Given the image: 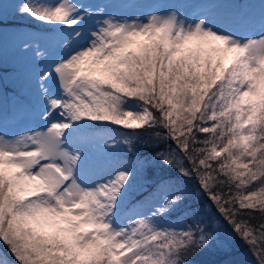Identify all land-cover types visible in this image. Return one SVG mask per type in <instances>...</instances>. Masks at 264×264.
<instances>
[{
    "label": "snow or ice",
    "instance_id": "obj_1",
    "mask_svg": "<svg viewBox=\"0 0 264 264\" xmlns=\"http://www.w3.org/2000/svg\"><path fill=\"white\" fill-rule=\"evenodd\" d=\"M220 8L236 11L221 23ZM12 15L41 29L22 43L42 64L40 124L0 132V264H190L220 219L264 264V0L190 15L18 0ZM137 145L176 179L138 193L117 152Z\"/></svg>",
    "mask_w": 264,
    "mask_h": 264
},
{
    "label": "rangeland",
    "instance_id": "obj_2",
    "mask_svg": "<svg viewBox=\"0 0 264 264\" xmlns=\"http://www.w3.org/2000/svg\"><path fill=\"white\" fill-rule=\"evenodd\" d=\"M17 2L18 0H0V4L7 6L5 9H0V11H6L9 20V24L4 26L5 31L0 33V132L7 135H15L22 130L35 128L40 124L38 117L39 103L34 93L33 81L42 64L34 59L31 49L24 50L22 48V43L28 41L34 47L33 35L41 32V29L28 19L13 17V5ZM85 2L94 6L98 4L106 5L109 12L118 15L147 13L153 7L166 11L171 6L179 7L190 15L192 12L197 11L199 6L207 3L214 2L227 5L240 3V0H85ZM259 3L260 0H257L253 5L258 6ZM130 5H137V7H131ZM230 10L234 9H217V20L221 23L226 22L230 18L231 14L228 15L227 13ZM252 11L256 15V30L259 31L258 7L252 9ZM41 46L49 47L50 49L52 47L44 43ZM117 152L120 153L122 159L135 165V190L138 193L145 190L147 188V179L138 178L143 168V166L140 167L141 164H138L140 159L133 155L123 156L121 149H117ZM146 162L143 161V163ZM138 199H143V197ZM178 214L180 213L178 212ZM173 218H175V214H173ZM220 223L223 228L218 232V239L213 242L210 248L211 250H220L221 248L229 247L228 250H232L233 247L228 244L230 229L221 219ZM234 243L235 248L239 249L241 243L236 241ZM238 249H236L237 252H240L239 260L236 261L239 262L238 264H256V261L249 254H244L247 251ZM0 250L6 251L1 243ZM228 250L226 254L221 253L214 264H228Z\"/></svg>",
    "mask_w": 264,
    "mask_h": 264
},
{
    "label": "trees",
    "instance_id": "obj_3",
    "mask_svg": "<svg viewBox=\"0 0 264 264\" xmlns=\"http://www.w3.org/2000/svg\"><path fill=\"white\" fill-rule=\"evenodd\" d=\"M236 10H230L228 11V15L234 13ZM118 131L120 129H117ZM161 147H165V145H161ZM155 149L153 148H145L142 145H137V151L136 154L133 156H136V158H139L140 160L138 161V164H141L140 167L143 166L140 174H139V179L145 180L147 179V190L151 191V189L155 186L157 181H159L162 178H171V179H176L175 171L174 169H161L155 164H152L150 160H146L145 158L150 157L151 153L154 152ZM124 156V154H123ZM143 161H147L146 163H143ZM179 181L181 183V186L184 188V190L190 195L191 199L188 201L189 203H195L196 200V182L194 180H186L184 178H179ZM145 195L147 194L142 191ZM143 197L142 195H137L136 198H141ZM204 203L207 202L206 198L203 199ZM213 212H215V209L213 208ZM175 216L179 215L178 212L174 213ZM222 220V219H221ZM223 221V220H222ZM224 222V221H223ZM225 223V222H224ZM228 226V225H227ZM230 229V228H229ZM229 237H228V244L233 247L232 250H228L229 247L226 248H221L220 250H211V248H207L201 252H198L197 254L193 255L190 258V264H214L215 261L218 259L220 254H226L228 250V264H238L239 262H236L239 260L240 252H237L235 248V241L237 243H241V246L239 247L238 250H245L247 253H244L245 255L249 254L250 257H252L255 261L256 258L253 256V254L249 251L248 246L244 244L243 241H241L239 238L235 236L234 233L231 232V229L229 231ZM231 236V237H230ZM234 241V242H233ZM2 244V243H1ZM4 247V245L2 244ZM7 252V248L4 247ZM249 257V256H248ZM9 258L11 259V256L9 255Z\"/></svg>",
    "mask_w": 264,
    "mask_h": 264
}]
</instances>
